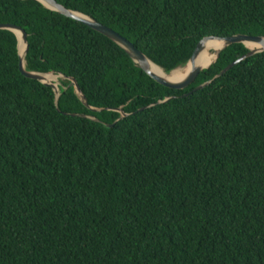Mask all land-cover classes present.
Instances as JSON below:
<instances>
[{"label": "trees", "instance_id": "16d2710c", "mask_svg": "<svg viewBox=\"0 0 264 264\" xmlns=\"http://www.w3.org/2000/svg\"><path fill=\"white\" fill-rule=\"evenodd\" d=\"M57 1L166 72L206 36L264 35V0ZM1 23L27 31V70L63 76L59 95L25 76L0 29V264H264V51L214 78L233 43L176 89L39 0H0Z\"/></svg>", "mask_w": 264, "mask_h": 264}, {"label": "water", "instance_id": "95a60500", "mask_svg": "<svg viewBox=\"0 0 264 264\" xmlns=\"http://www.w3.org/2000/svg\"><path fill=\"white\" fill-rule=\"evenodd\" d=\"M40 2H42L45 6H47L48 8H51L53 10H56L64 15L70 16L72 18H75L79 21H82L86 24H88L89 26L95 28L96 30H98L99 32L105 34L106 36H108L110 39H112L114 42H116L117 44H119L130 56L131 58L148 74L150 75L154 80H156L157 82L168 86L170 88H176V89H184L188 86H190L193 82H195V80L197 79L198 75L200 74V72L204 69L209 68L213 63L216 62V60L218 59L220 52L225 49L226 47L230 46L233 43H244L248 48H249V52L244 54L243 56H241L240 58H238L237 60L231 62L230 64H228L223 70H221V72L219 74H217L214 78L223 75L224 73H226L229 69H231L234 65L238 64L239 62L243 61L245 58H248L258 52H262L264 51V44L262 42H264V35H248V34H234V35H230V36H225V37H220V36H215V35H211V36H206L203 39H201L198 44L196 45L194 52L192 54V56L190 57V59L187 61V63L185 65H183V67H186L187 65L191 64L190 69L181 77V78H169L167 76H163L160 74H157L155 72H153L150 68H149V63L152 62L155 65H157L158 67H160L162 70H164L161 66H159L158 64H156L154 61H152L144 52H142L140 49H138L133 42H131L129 39H127L125 36L121 35L119 32H117L116 30H114L113 28L104 25L103 23L97 21L96 19L92 18L91 16L80 12V11H76V10H72L67 8L66 6H64L63 4H61L60 2H58L57 0H39ZM0 29H9L12 30L16 33L17 37H18V48H19V55H20V62H19V66H20V71L28 77L31 78H35L40 80L41 82L50 85L53 87V89L55 90V92L57 93V95H59V84L56 83L55 81H49L47 79L46 74H53V75H60L63 76V74H56L55 72H39V71H29L26 69V60H25V56L28 52L29 49V43H28V33L27 31L22 28L21 26L15 25V24H11V23H1L0 24ZM18 31L21 32V36L18 35ZM210 38H216V39H221L224 41L223 46L219 49L218 53H217V57L216 60L212 63H210L207 66H202L200 64H198V57L200 56V53L204 50V48L206 47V40L210 39ZM25 43L26 48H25V52L22 55L20 52V43ZM248 42H254V43H258L260 45H256L254 47H250L248 45ZM181 66L174 68L173 70H171L170 72H173L174 70L180 68ZM165 73H170V72H166L164 70ZM70 80L72 81V84L74 85L75 91L77 93V95L79 96V98L82 100V102L88 106L90 109L92 110H102V108H97V107H93L90 106L86 95L82 92L76 78L74 77H69ZM212 80H209L205 83H202L200 85H198L196 88H194V90L190 91L187 94H191L194 91L203 88L204 86H206L208 83H210ZM186 94V95H187ZM170 97L165 98L164 100H159V102H163V101H167L169 100ZM143 109V108H141ZM120 110V109H119ZM122 113V117L128 115L126 112L123 111V109L120 110Z\"/></svg>", "mask_w": 264, "mask_h": 264}, {"label": "bare ground", "instance_id": "6f19581e", "mask_svg": "<svg viewBox=\"0 0 264 264\" xmlns=\"http://www.w3.org/2000/svg\"><path fill=\"white\" fill-rule=\"evenodd\" d=\"M18 35L21 36V32L18 31ZM264 44V42H262ZM224 41L221 39H216V38H210L206 40V47L204 50L200 53V56L198 57V64L202 66H207L210 63L214 62L217 57V53L219 49L223 46ZM248 45L250 47H254L256 45H260L258 43L254 42H248ZM26 45L25 43H20V52L23 55L25 52ZM149 68L160 75L167 76L169 78H181L191 67V64L187 65L186 67L181 66L180 68L174 70L173 72L170 73H165L164 70H162L160 67L155 65L154 63L150 62L149 63ZM47 79L49 81H57V76L51 74H46ZM57 83V82H56ZM59 84V83H58Z\"/></svg>", "mask_w": 264, "mask_h": 264}, {"label": "rangeland", "instance_id": "374dc122", "mask_svg": "<svg viewBox=\"0 0 264 264\" xmlns=\"http://www.w3.org/2000/svg\"><path fill=\"white\" fill-rule=\"evenodd\" d=\"M55 76H57V81H55V82H57V83H60V77H62V76H60V75H55Z\"/></svg>", "mask_w": 264, "mask_h": 264}]
</instances>
